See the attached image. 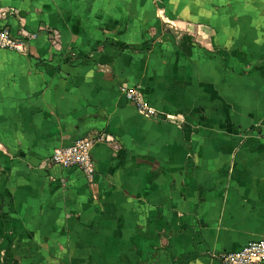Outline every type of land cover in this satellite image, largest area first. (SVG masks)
Returning a JSON list of instances; mask_svg holds the SVG:
<instances>
[{
    "label": "crops",
    "instance_id": "0c3cea01",
    "mask_svg": "<svg viewBox=\"0 0 264 264\" xmlns=\"http://www.w3.org/2000/svg\"><path fill=\"white\" fill-rule=\"evenodd\" d=\"M0 27L30 36L0 48V264H220L264 238V0H0ZM87 136L94 176L50 162Z\"/></svg>",
    "mask_w": 264,
    "mask_h": 264
},
{
    "label": "built area",
    "instance_id": "2783aa9c",
    "mask_svg": "<svg viewBox=\"0 0 264 264\" xmlns=\"http://www.w3.org/2000/svg\"><path fill=\"white\" fill-rule=\"evenodd\" d=\"M25 35V34H23ZM16 35L8 28L0 27V48L13 50L20 54H28V35ZM126 97L134 103L141 114L151 116L157 110L144 98L136 87H123ZM102 138L87 136L72 141L69 144L58 146L50 156L53 165L63 169H78L88 176L96 173V160L93 155L95 143ZM220 264H264V238L251 240L236 250L222 251L218 254Z\"/></svg>",
    "mask_w": 264,
    "mask_h": 264
}]
</instances>
